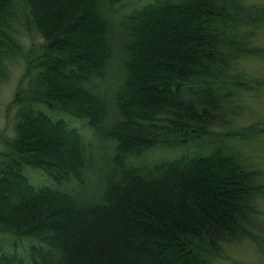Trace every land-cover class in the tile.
<instances>
[{
	"label": "trees",
	"instance_id": "obj_1",
	"mask_svg": "<svg viewBox=\"0 0 264 264\" xmlns=\"http://www.w3.org/2000/svg\"><path fill=\"white\" fill-rule=\"evenodd\" d=\"M126 1L0 0V83L26 62L0 150V264H214L255 241L264 172L233 140L264 135L241 100L264 79L240 67L264 59V5ZM23 31L41 38L26 53ZM162 149L185 152L143 158Z\"/></svg>",
	"mask_w": 264,
	"mask_h": 264
},
{
	"label": "rangeland",
	"instance_id": "obj_2",
	"mask_svg": "<svg viewBox=\"0 0 264 264\" xmlns=\"http://www.w3.org/2000/svg\"><path fill=\"white\" fill-rule=\"evenodd\" d=\"M146 1L148 0H129L124 4H116L114 7L120 8V11H129L131 8L145 3ZM244 2L247 4L264 5V0H244ZM120 5L122 6L120 7ZM19 40L22 44V50L25 53L28 52L33 45L41 42L39 36L28 35L24 31L21 33ZM256 44L264 46V28L259 32L256 38ZM25 63V59L22 56H19L14 61L8 62L6 78L0 83V150L4 148V141L13 135L14 109L10 106V102L19 84V79L24 71ZM240 67L250 75L264 79V59L248 58L240 62ZM241 100L243 104L248 107L245 122L251 120L264 121L263 92H241ZM51 114L52 117H61L65 121L70 119L65 115ZM73 120L74 121L71 122L69 120L68 122L80 132L82 130L89 135V131L86 130V125L82 123V120ZM233 142L250 164H254L258 169L264 172V135H258L250 140H233ZM184 152V150L170 149L150 150L143 156V158L147 162H152L158 159L170 160ZM95 163L97 167L101 166L98 158ZM25 173L27 176H30L32 170H27ZM32 179L31 182L35 184H46L52 188L57 187L53 181H44V177L37 172L32 174ZM252 229L256 234L255 241L243 242L242 244L229 247L225 254L216 260L214 264H264V202L259 207V212L252 225ZM6 242L7 240H5V246L7 247ZM25 244H28V242L20 243L18 246L19 250L22 251V254L26 253L24 250Z\"/></svg>",
	"mask_w": 264,
	"mask_h": 264
}]
</instances>
